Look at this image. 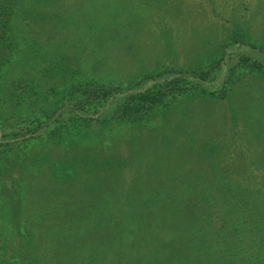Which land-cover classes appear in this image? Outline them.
I'll return each mask as SVG.
<instances>
[{
  "label": "rangeland",
  "instance_id": "374dc122",
  "mask_svg": "<svg viewBox=\"0 0 264 264\" xmlns=\"http://www.w3.org/2000/svg\"><path fill=\"white\" fill-rule=\"evenodd\" d=\"M7 24L1 133L47 121L73 85L127 84L221 59L149 118L53 120L50 134L2 145L9 262L232 264L230 244L199 260L196 239L183 253L171 234L194 213L205 233L226 230V196L264 183V73L239 63L242 54L264 63V0H14Z\"/></svg>",
  "mask_w": 264,
  "mask_h": 264
},
{
  "label": "trees",
  "instance_id": "16d2710c",
  "mask_svg": "<svg viewBox=\"0 0 264 264\" xmlns=\"http://www.w3.org/2000/svg\"><path fill=\"white\" fill-rule=\"evenodd\" d=\"M13 2L14 0H0V36L8 30L7 23L12 14ZM220 60V58L213 60L204 69H165L168 70L169 75H164V72L159 70L153 71L127 84L87 82L73 85L70 90L72 96L64 109L59 112L50 110L48 113L51 114L47 117L49 118L47 121L38 118L27 123L21 129L11 132L3 129L0 147L18 140H27L41 133H52L50 123L53 120L61 126L63 122H70L78 117L86 120L105 119L129 122L149 118L154 115V111L158 108L167 105L170 99L188 92L198 82L206 80L214 68L219 66ZM239 61L243 65L252 69H259L264 73V63L251 58L249 55H240ZM145 80L149 82L144 85L142 83ZM26 134H29L30 137H26ZM244 190V196L236 195L237 197H234L231 194L226 196L224 206L225 210H229L226 214V222H230L226 230L224 226H219L217 230L205 233L207 226L203 225V222L199 223L201 218L199 214L196 218L194 213L193 224L191 225V221H188L187 225L183 226L185 230L181 233L171 234L172 231H168L172 235L171 237H177L180 240L183 253L196 239V247L201 254L198 257L199 260L210 259V257L204 256L207 253L211 254V259L215 258L216 244L221 246L219 251H226V248L228 249L227 244H230L231 255L229 257L232 264H264V183L258 188L244 187ZM202 204L204 205L203 200ZM220 206V210H224L223 204ZM173 215L174 212L168 214V221L174 220ZM201 229L205 234L201 233ZM196 230L199 234L195 233ZM197 236L199 237L197 238ZM213 241L214 246L211 245ZM83 248L82 245L73 247L78 252ZM5 253L6 247L0 241V264H21L18 261L9 262V257L5 256ZM197 254L195 253V255ZM222 255L224 253L216 255V259ZM209 264H215L214 259Z\"/></svg>",
  "mask_w": 264,
  "mask_h": 264
},
{
  "label": "water",
  "instance_id": "95a60500",
  "mask_svg": "<svg viewBox=\"0 0 264 264\" xmlns=\"http://www.w3.org/2000/svg\"><path fill=\"white\" fill-rule=\"evenodd\" d=\"M1 134H2V133H1V129H0V142L2 141V137H1Z\"/></svg>",
  "mask_w": 264,
  "mask_h": 264
}]
</instances>
